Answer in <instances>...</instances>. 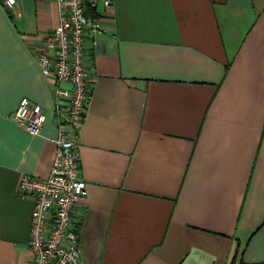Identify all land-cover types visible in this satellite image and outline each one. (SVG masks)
<instances>
[{
    "label": "crops",
    "instance_id": "obj_1",
    "mask_svg": "<svg viewBox=\"0 0 264 264\" xmlns=\"http://www.w3.org/2000/svg\"><path fill=\"white\" fill-rule=\"evenodd\" d=\"M16 1L0 2V264H32L33 201L17 187L50 174L57 136L35 55L57 1ZM89 15L106 32L87 34L78 134L86 264H264V0H111ZM24 97L46 112L38 135L9 118Z\"/></svg>",
    "mask_w": 264,
    "mask_h": 264
},
{
    "label": "built area",
    "instance_id": "obj_2",
    "mask_svg": "<svg viewBox=\"0 0 264 264\" xmlns=\"http://www.w3.org/2000/svg\"><path fill=\"white\" fill-rule=\"evenodd\" d=\"M58 26L47 33L36 50L41 74L55 84L57 123L56 151L50 174L45 178L23 175L17 195L33 201L28 250L32 264H86L80 250L79 200L86 195L81 176L78 134L92 95V79L86 68L88 32L104 34L101 19L89 13L102 2L111 0H56ZM9 10L16 0H0ZM67 83L68 89L60 84ZM65 100V105L61 104ZM9 118L18 128L31 134L42 132L46 112L42 106L24 97Z\"/></svg>",
    "mask_w": 264,
    "mask_h": 264
}]
</instances>
